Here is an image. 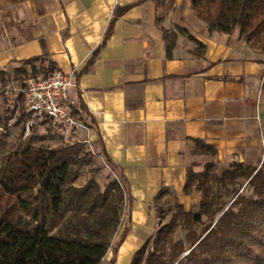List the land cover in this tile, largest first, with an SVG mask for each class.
I'll return each mask as SVG.
<instances>
[{
    "label": "crops",
    "instance_id": "1",
    "mask_svg": "<svg viewBox=\"0 0 264 264\" xmlns=\"http://www.w3.org/2000/svg\"><path fill=\"white\" fill-rule=\"evenodd\" d=\"M161 9L154 0H0V116L3 77L32 58L48 60L79 78L74 97L97 152L127 179L132 211L126 203L113 245L129 231L101 264H132L162 225L167 197L187 210L200 204L199 191L185 193L189 170L264 164V53L238 30L211 32L190 0ZM163 29L178 34L170 55ZM190 36L205 46L201 55ZM196 141L217 156L197 154Z\"/></svg>",
    "mask_w": 264,
    "mask_h": 264
},
{
    "label": "trees",
    "instance_id": "2",
    "mask_svg": "<svg viewBox=\"0 0 264 264\" xmlns=\"http://www.w3.org/2000/svg\"><path fill=\"white\" fill-rule=\"evenodd\" d=\"M154 1L166 13L174 10L175 0ZM190 1L211 32L232 35L239 29L246 43H258L264 53V0ZM163 31L170 55L178 34ZM189 39L205 50L194 37ZM41 60L36 57L24 64L37 74L34 63ZM51 69L56 70L54 64ZM81 106L86 116V107ZM26 119L22 113L19 124ZM2 122L0 116V129ZM42 141L34 135L14 152H5L7 144L0 143V264H101L111 248L118 250L129 231L126 226L113 245L123 227L126 203L132 211L127 179L114 171L101 185L95 177L101 171L97 168L91 179L77 185L85 168L93 165L91 155L80 145L34 147ZM196 145L197 154L217 156L214 146L202 141ZM98 156L111 162L105 151ZM219 170L215 161H209L202 172L189 170L185 193L200 192L199 209L187 210L176 200L168 224L157 229L132 264H264V164L238 162ZM241 181L251 187L250 196L237 190ZM224 192L232 196L231 203L224 202ZM166 195L167 191L161 193L157 200ZM157 216L166 220L161 209ZM182 230L186 234L178 239Z\"/></svg>",
    "mask_w": 264,
    "mask_h": 264
},
{
    "label": "built area",
    "instance_id": "3",
    "mask_svg": "<svg viewBox=\"0 0 264 264\" xmlns=\"http://www.w3.org/2000/svg\"><path fill=\"white\" fill-rule=\"evenodd\" d=\"M77 75L55 70L47 78H26L23 83L5 85L3 94L15 102L25 98V113L29 116L25 136L34 126L51 124L63 145L82 146L91 156L97 155L93 130L81 118L82 110L74 91ZM0 130H3L1 128Z\"/></svg>",
    "mask_w": 264,
    "mask_h": 264
},
{
    "label": "rangeland",
    "instance_id": "4",
    "mask_svg": "<svg viewBox=\"0 0 264 264\" xmlns=\"http://www.w3.org/2000/svg\"><path fill=\"white\" fill-rule=\"evenodd\" d=\"M161 11H162L161 12V15H162L163 12L164 13L166 12V9L162 6ZM237 30L236 31L239 33L240 30L239 29ZM249 44H251V46L254 49L260 50V45L258 43L252 42ZM190 45H192L191 49L195 53H197V55H201L202 50L199 47V44L190 43ZM34 64H36V66L38 67L37 74H32L31 67L23 63L22 65L18 66V69H26L27 73L18 75V76H17V73H15L13 76H8V75L7 76L5 75L4 77L2 76L5 79L3 88L1 90V94L5 100V107H4L5 111L2 115L3 130H0V143L2 141V142H5V144H7L6 147L4 148L5 152L6 151L14 152V150H17L19 148L21 143L26 142L30 137L34 135H37L43 138V141L39 143H35L34 147L43 146L44 148L49 150V149H56V148H60L64 146L62 144L61 137L56 133L54 127L51 124L41 125L36 120H34V126L33 128H31V131L28 133L27 136H25L26 124H27V120L29 119V116L27 115V119L25 121L24 120L21 121L20 124L18 122V119L20 118L21 114L25 113V108H24L25 98L23 97L22 99L19 100V102H15L3 94L5 85L12 84V83L14 84L23 83V81L26 78L33 77V76L34 77L40 76L43 78H47V76L53 72V70L51 69L52 63H50L48 60H41L39 62H35ZM22 134L23 136L21 137ZM12 146H14L15 149H13ZM2 150L3 149L1 148V144H0V151L2 152ZM98 154L91 156L93 158V165L85 168V170L82 172L81 179L79 180L77 185L84 184L87 180L91 179V177L93 176L92 171H94L97 168H100L102 171V172L100 171L99 173L95 174V177L101 183V185L109 181L107 176L110 173L113 174L114 170H112L111 165L109 163H106L105 159L103 160V158L101 156L99 157ZM198 160L200 163L202 162L201 163L202 165H204L203 163L205 160H203L202 158ZM219 171L221 173L223 170H219ZM236 188L237 190L240 191V193H243L247 196H250L252 194V189L251 187L248 186L247 182L241 181L239 186H237ZM223 195H224V199H223L224 202L231 203L232 196L227 195L225 192ZM175 201L176 200L173 197H167L165 201L159 203L161 205L158 207V209H161L166 213V220H163L162 225L168 224L170 220L169 218L171 216L170 209L174 207ZM198 209H199V205H196L192 208L194 212H196V210ZM127 210H128V207L125 206L124 213H126ZM185 234L186 233L183 230L178 231L177 238L178 239L182 238L184 237Z\"/></svg>",
    "mask_w": 264,
    "mask_h": 264
}]
</instances>
